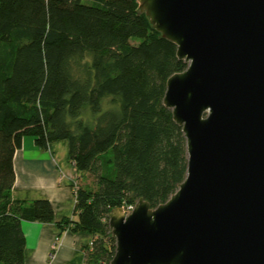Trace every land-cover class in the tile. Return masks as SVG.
<instances>
[{
  "label": "trees",
  "instance_id": "16d2710c",
  "mask_svg": "<svg viewBox=\"0 0 264 264\" xmlns=\"http://www.w3.org/2000/svg\"><path fill=\"white\" fill-rule=\"evenodd\" d=\"M187 67L137 0H0V264H25V221L89 235L83 264H110L112 211L140 198L156 208L187 176V141L164 105ZM27 136L43 151L67 141L78 181L94 178L75 190L72 218L13 198Z\"/></svg>",
  "mask_w": 264,
  "mask_h": 264
},
{
  "label": "water",
  "instance_id": "95a60500",
  "mask_svg": "<svg viewBox=\"0 0 264 264\" xmlns=\"http://www.w3.org/2000/svg\"><path fill=\"white\" fill-rule=\"evenodd\" d=\"M188 64L164 105L187 141L170 199L110 215V264H264V0H137Z\"/></svg>",
  "mask_w": 264,
  "mask_h": 264
},
{
  "label": "crops",
  "instance_id": "0c3cea01",
  "mask_svg": "<svg viewBox=\"0 0 264 264\" xmlns=\"http://www.w3.org/2000/svg\"><path fill=\"white\" fill-rule=\"evenodd\" d=\"M15 200H48L55 212V221L72 218L75 210L74 187L78 171L69 160V145L60 141L43 151L33 137L24 138L23 147L14 158ZM27 240L25 264H83L84 247L91 237L84 233L60 231L55 223L23 222ZM58 245L50 259L55 244Z\"/></svg>",
  "mask_w": 264,
  "mask_h": 264
},
{
  "label": "rangeland",
  "instance_id": "374dc122",
  "mask_svg": "<svg viewBox=\"0 0 264 264\" xmlns=\"http://www.w3.org/2000/svg\"><path fill=\"white\" fill-rule=\"evenodd\" d=\"M110 107H112V104L109 102V100H107L106 102H105V109L107 108H110ZM86 184H90V185H92V186H94V178L92 177V176H85V177H83L80 181H78V179H77V182H76V184H75V187H74V195H75V190L78 188V187H80V186H84V185H86ZM124 210H125V208H124ZM126 211V210H125Z\"/></svg>",
  "mask_w": 264,
  "mask_h": 264
},
{
  "label": "built area",
  "instance_id": "2783aa9c",
  "mask_svg": "<svg viewBox=\"0 0 264 264\" xmlns=\"http://www.w3.org/2000/svg\"><path fill=\"white\" fill-rule=\"evenodd\" d=\"M133 209H134V206H130V207L126 208V209H125V210H126V211H125L126 214L131 213Z\"/></svg>",
  "mask_w": 264,
  "mask_h": 264
}]
</instances>
